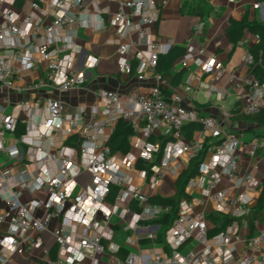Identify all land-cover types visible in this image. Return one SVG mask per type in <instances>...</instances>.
Here are the masks:
<instances>
[{"label":"built area","instance_id":"1","mask_svg":"<svg viewBox=\"0 0 264 264\" xmlns=\"http://www.w3.org/2000/svg\"><path fill=\"white\" fill-rule=\"evenodd\" d=\"M16 1L0 0V153L9 162H0V200L4 204L3 208L0 201V224H9L0 235V264H11L13 255L43 247V235L48 231L61 253L58 264H81L87 256L93 258V264H102L100 256L108 257L103 264H264V216L252 222L247 218L258 205L264 179L254 172L257 164L239 173L242 155L251 159L264 156V135L247 140L239 133L226 132L218 118L201 117L196 110L184 107L180 95L167 97L166 80L155 72L161 55L156 42H150L148 53L137 51L134 56L139 79L150 74L155 78L148 91L123 96L116 90H104L101 107L92 111L89 121L82 112L68 115L62 99L40 95L38 91L52 86L66 93L83 82L84 74L76 71V54L66 33L71 25H86L76 12L81 0H50L48 10L41 4L44 0H34L30 12L18 9ZM112 1L119 6L111 22L123 36L137 30L143 38L160 18L155 0ZM254 8L264 11V0H257ZM36 12H42L50 21L46 23L45 17ZM204 25L200 22L195 26L193 37L202 34ZM199 52L200 56L186 53L183 68L196 64L205 72H214L217 80L227 74L225 66L217 65L213 58H203L204 48ZM118 53L121 71L131 72L128 46L121 43ZM39 58L48 60L47 78L27 86L35 94L32 98L13 103L10 92L22 90L17 82L25 72L39 68ZM95 61L91 64L95 65ZM243 62L248 70L255 64L256 56L250 49ZM230 76L244 81L250 89L238 107L241 114L254 115L264 109V81L249 73L241 78L234 70ZM200 86L219 100L226 96V90L211 83L201 82ZM191 89L188 81L186 90ZM34 109L46 116L36 121L35 129L10 143L9 136L21 121L32 125L30 117L23 113ZM121 120L129 122L135 133L146 136L138 154L117 156L112 152L108 144L111 137L106 133L109 128L115 131ZM198 121L218 144L212 158L204 159L198 175L187 183L190 198L179 201L176 216L165 225L161 220L172 206L151 203L150 195L143 192L137 180L148 184L152 191L158 190L175 158L183 154L190 160L197 158L205 149L204 143L185 140L182 130ZM158 132L160 139L167 136L165 144L157 138ZM57 133L67 135L69 144L44 150L43 140ZM23 155H36L35 175H28L29 164ZM84 174L91 180L85 186L78 180ZM224 178L229 179L231 187L222 186ZM112 186L118 187L113 202L107 199ZM198 188H203V194L212 201V211H195L198 203L193 195ZM23 191L29 192L31 198L23 199ZM38 192L46 197L38 198ZM252 192L258 194V200L250 195ZM40 210H45L44 214L39 215ZM219 215L232 220L224 230L213 233L216 224L212 217ZM54 220L59 224L52 227ZM119 225L135 235V244L144 240L158 243L160 248L152 253L125 252L115 241Z\"/></svg>","mask_w":264,"mask_h":264},{"label":"crops","instance_id":"2","mask_svg":"<svg viewBox=\"0 0 264 264\" xmlns=\"http://www.w3.org/2000/svg\"><path fill=\"white\" fill-rule=\"evenodd\" d=\"M33 1L18 0L16 7L23 12H30L33 10L31 7ZM155 2L160 7V18L150 28L149 34L141 38L137 30L123 36L118 32L117 27L112 24V17L118 10V2L112 0H81V6L76 12L79 16H83L86 25L83 27L71 25L67 28L66 33L76 54V71L84 74L83 82L66 93H61L54 87L47 86L38 91V94H48L62 99L66 105L68 115H76L82 112L85 121H89L92 111L101 107L102 91L116 90L123 96H129L130 94L148 91L155 84V78L151 74L140 80L138 71H121L119 66L120 55L118 53V46L121 43L128 46L129 62L134 61L137 51L148 53L151 48L150 42H156L159 45L161 55L167 53L173 46H182L186 48L187 53L192 52L196 56H200L199 51L204 48L206 54L203 58H213L217 65H223L227 68V74L217 80L214 72H205L196 64H192L190 68H183V57H181L175 62L174 69H172L173 72L182 73L180 84L173 86L166 81L165 87L171 92L167 95L169 97L173 94L180 95L182 105L188 109L196 110L201 117L213 116L218 118L226 132L239 133L246 136L247 140L260 138L264 133L263 125L246 117H232V112L242 104L250 89L244 81L232 80L230 76V72L233 70L238 72L241 78L249 73L248 68L244 66L243 57L247 49H250L258 38L248 27L244 29L238 42H234L228 33L233 19L245 20L246 23H264V11H258L254 8L257 0H155ZM49 3L50 0L41 2L45 10L49 9ZM36 14L45 17L42 12H36ZM44 19L46 23L50 21L48 17ZM200 22L205 24L202 34L193 37L195 26ZM39 59V68L25 72L17 82V86L22 90L10 92L13 103L32 98L34 93L27 90V86L34 80L47 78L49 72L48 60ZM93 61L96 62L95 65L91 64ZM188 81L192 83L191 90H186ZM201 82L211 83L220 89L223 88L226 90L225 98L219 100L215 94L202 88L200 86ZM11 111L12 105L8 108V112L11 113ZM45 114L36 109L29 111L28 114L23 113L24 117H30L32 125L29 127L21 121L16 132L9 136L8 141L14 143L29 129H35L36 125L34 124L45 117ZM200 126L203 129H200ZM114 132L113 129L109 128L106 134L111 137ZM160 134L158 132L156 135ZM182 134L185 140L203 142L206 153L205 159L212 158V150L218 144V140L211 137L204 130L201 122L187 124L183 128ZM145 139L146 136L143 133L134 132L121 144L115 154L122 156L128 152L135 153L139 151V145ZM161 139L164 141L168 138L165 136ZM65 144H69V137L64 133H57L45 138L42 147L44 150L50 151ZM23 146L27 147L25 144ZM23 156L24 162L29 164L28 175H35L38 171L36 155ZM7 159L5 154L0 153V162L3 165H9ZM190 161L186 154L175 158L171 163V169L167 177L160 183L158 190L152 191L148 184L139 183L138 180L137 183L141 186L143 192H147L150 196L155 194H161L164 197L172 196L177 191V181L185 169L189 167ZM255 164L258 165V168L254 171L256 176L264 179V156L251 159L246 154L242 155L239 173L242 174L247 169H253ZM20 167L24 168L26 166L20 164ZM223 185L226 187L232 186L228 178H224ZM202 191L203 188L194 191V200L198 203L199 209L210 212L214 209L213 203ZM250 195L255 197L256 200L259 198L255 192L250 193ZM36 196L42 199L46 197L41 192H38ZM22 198L29 199L31 196L29 192L23 191ZM0 201L4 208L2 200ZM44 212L45 210H40L38 214L41 215ZM58 224L59 222L54 220L52 227ZM8 228V222L0 224V235L5 233ZM116 229L115 241L124 248L125 252L128 250H146L152 253L160 248L158 243H149L144 240L135 244L134 234L126 233L120 225ZM43 239V247L36 248L30 253L13 255L11 264H58L61 253L54 235L48 231L44 233ZM121 255L124 256V253L122 252ZM107 258V256L99 257L102 264L107 261ZM93 263L94 260L90 256H87L81 262V264Z\"/></svg>","mask_w":264,"mask_h":264},{"label":"trees","instance_id":"3","mask_svg":"<svg viewBox=\"0 0 264 264\" xmlns=\"http://www.w3.org/2000/svg\"><path fill=\"white\" fill-rule=\"evenodd\" d=\"M18 0L16 1V4ZM249 28L251 32L258 35L257 42L251 46L250 50L256 56L255 64L250 68L249 74L254 75L256 78L264 81V23H246L245 20H236L233 19L231 21V26L228 29L229 36L234 42H238L243 34L245 28ZM187 53L186 48L182 46H173L167 53L162 54L158 60V64L156 66L155 72L160 73L162 77L168 81L173 86H178L180 84L182 73L180 72H173L175 62L184 57ZM132 70L131 72L137 71V61L134 60L132 63ZM164 93L167 97L171 93L166 87H164ZM168 94V95H167ZM232 117L234 118H241L246 117L252 121H255L264 126V109H262L259 113L254 115H245L239 112L238 107L234 109L232 112ZM203 129V127H199ZM134 134V129L130 125L129 122L121 120L115 132L111 136L108 144L112 149V152L115 153L120 147L121 144L128 139L130 135ZM264 135V133L262 134ZM73 141V140H70ZM166 140H164L165 144ZM206 157L205 149L204 151L197 157L190 161L189 167L185 169V171L180 176L179 180L176 183L177 191L174 195L164 197L160 194L150 196V202L153 204L158 205H170L172 206V210L170 213L164 215L161 222L163 224H168L170 220H172L177 213L179 201L183 198H190L189 194L187 193L186 186L189 180L199 173L200 164L204 161ZM118 193V187L112 186L110 194L107 196L109 201H114L116 195ZM136 208L138 205L135 203ZM264 216V190L262 195L259 199L258 205L254 208L247 218L252 222L255 218ZM215 224L216 229L213 233L224 230L226 226L231 222L232 218L219 215L212 217ZM117 230V229H116ZM125 256V255H124ZM123 256V257H124Z\"/></svg>","mask_w":264,"mask_h":264},{"label":"rangeland","instance_id":"4","mask_svg":"<svg viewBox=\"0 0 264 264\" xmlns=\"http://www.w3.org/2000/svg\"><path fill=\"white\" fill-rule=\"evenodd\" d=\"M100 118H102V116L100 117ZM109 131V129L107 130V132ZM136 154H138V151L137 152H135ZM78 180H79V182L83 185V186H85V185H87L89 182H91V180H90V175H88V174H85V175H83V176H80L79 178H78ZM149 187V186H148ZM146 194H147V192H145ZM161 195V194H160ZM195 211H199V207L198 206H196L195 207ZM263 227V226H262Z\"/></svg>","mask_w":264,"mask_h":264}]
</instances>
